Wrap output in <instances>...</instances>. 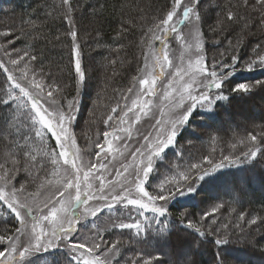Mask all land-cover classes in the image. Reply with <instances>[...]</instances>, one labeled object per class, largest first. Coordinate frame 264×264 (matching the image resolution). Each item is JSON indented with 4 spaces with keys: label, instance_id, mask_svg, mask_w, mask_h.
Segmentation results:
<instances>
[{
    "label": "snow or ice",
    "instance_id": "1",
    "mask_svg": "<svg viewBox=\"0 0 264 264\" xmlns=\"http://www.w3.org/2000/svg\"><path fill=\"white\" fill-rule=\"evenodd\" d=\"M108 9L54 0L0 30V264H202L209 248L210 264H238L225 246L264 253V206L243 207L247 178L264 177V76L235 80L264 70V0H116L115 48L81 24L102 25ZM93 78L83 127L94 132L77 133ZM197 111L201 126L181 141ZM228 169L202 207L181 205Z\"/></svg>",
    "mask_w": 264,
    "mask_h": 264
},
{
    "label": "trees",
    "instance_id": "2",
    "mask_svg": "<svg viewBox=\"0 0 264 264\" xmlns=\"http://www.w3.org/2000/svg\"><path fill=\"white\" fill-rule=\"evenodd\" d=\"M103 2V0H102ZM116 2V0H108L109 3V9L104 13V19L102 25L99 23H93V18L90 16H85L81 20L82 26H90L88 27V30L91 31L92 28H102L101 34L104 36V39L100 41L102 45H108L112 48L116 47V44L113 43V37L115 36V30L118 28V23L116 19L110 15L111 12V4ZM133 0H119V3H132ZM135 3L139 4L141 7L145 8H155L159 7L163 0H134ZM235 2V0H234ZM4 3V4H2ZM47 3L48 5H52L54 3V0H0V30H3L4 28H15L19 29L21 27L22 21L28 20L31 17V13L33 9H36L40 7L41 5H44ZM42 14V13H41ZM35 18V17H31ZM212 17H209V22H211ZM57 27H59V23L57 22ZM63 28H60V31H63ZM47 31V29H45ZM55 34V33H53ZM135 40L138 42L139 40V34L135 37ZM123 43L127 44L128 41H122ZM24 41H21L16 46L21 47L23 46ZM255 39H252L247 47H245L242 52L243 54H248L251 50V46L255 44ZM38 46L43 47L44 41H40ZM93 48H95V44L92 45ZM87 52V49H86ZM127 58L129 61L133 60V57H139L140 50L133 47L126 50ZM48 55H49V62H54L60 58L61 52L59 51V46H57L55 49H53L50 45L48 46ZM109 55V52L107 49H102L100 51L99 55L95 56L96 61H100L102 56ZM125 55V53H122L121 56ZM127 66V62L125 64ZM134 66V65H133ZM117 70H120L119 65L117 66ZM135 74L134 72L126 74L127 78H119L117 82L112 87H127L128 80L130 79L131 75ZM264 76V70H256L253 72H247V71H241L238 72L235 76V80L237 82L241 80L246 79H258ZM97 77H102L101 73H97ZM0 79H3V76L0 75ZM98 90V84L96 82V79H91L87 83V87L84 91L83 95H87V97L82 98L81 101V110L79 115V122L84 121V119L87 116V111L90 106V101L92 98H95V92ZM93 93V94H92ZM111 88H109L108 95L111 96ZM107 103V101H105ZM200 112L197 111L194 113L193 119L191 120V126L186 127L182 133L180 134L181 141L188 137H194L196 135L194 128L201 126V119H200ZM77 133L80 132H87L89 135H93L94 130L89 131L88 129L82 127V130L76 129ZM175 149L170 148L166 150L167 152V158H171L174 154ZM161 168L163 165H160ZM225 175L217 174L216 178H207V182H202V186L200 189H198V195L195 196L193 200L188 202V198H182L181 199V205L183 206H197L202 207L203 205L199 202L201 200H204L207 202V198L210 196H215L217 192L222 189V187L228 182L230 176L236 174V169H228L225 170ZM158 178V176H157ZM254 181L257 190L253 188V185L251 182ZM155 182V181H153ZM262 189V191H261ZM228 199L229 197H225ZM264 206V177H262L260 174H252L247 178V196L245 197V203L243 207L245 209L247 208H255L256 210L261 209V207ZM264 243V241H261ZM237 253L238 257H230L231 252ZM224 254L228 256L230 259L236 260L238 264H254L251 261H246L247 258L251 259H257L260 264H264V253H262L257 248H251V247H244L239 245H229L224 247ZM127 255H130L128 253ZM246 256V257H244ZM212 257V252L209 249H205L204 252L201 254V260L202 264H210ZM244 258V259H243Z\"/></svg>",
    "mask_w": 264,
    "mask_h": 264
},
{
    "label": "rangeland",
    "instance_id": "3",
    "mask_svg": "<svg viewBox=\"0 0 264 264\" xmlns=\"http://www.w3.org/2000/svg\"><path fill=\"white\" fill-rule=\"evenodd\" d=\"M2 4H4V3H2ZM93 94V93H92ZM84 97H87V95H83V99H84ZM82 127H83V123L82 122H79V127H78V129H80V130H82ZM173 155V154H172ZM251 184L253 185V188L254 189H258L257 187H256V185H255V182L254 181H252L251 182ZM261 191H262V189H261ZM128 253H125V255H127ZM230 257L231 258H233V257H238V255H237V253H235L234 251L233 252H231L230 253ZM244 257H246V256H244ZM244 259V258H243ZM246 259V261H251L252 263H254V264H260V262L257 260V259H251V258H245ZM40 264H43V262L41 261L40 262Z\"/></svg>",
    "mask_w": 264,
    "mask_h": 264
}]
</instances>
